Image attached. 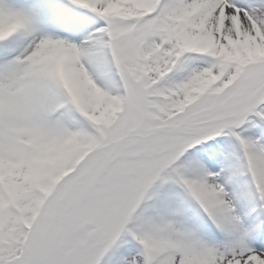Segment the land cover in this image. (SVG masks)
<instances>
[{
    "label": "snow or ice",
    "instance_id": "1",
    "mask_svg": "<svg viewBox=\"0 0 264 264\" xmlns=\"http://www.w3.org/2000/svg\"><path fill=\"white\" fill-rule=\"evenodd\" d=\"M0 264H264V0H0Z\"/></svg>",
    "mask_w": 264,
    "mask_h": 264
}]
</instances>
